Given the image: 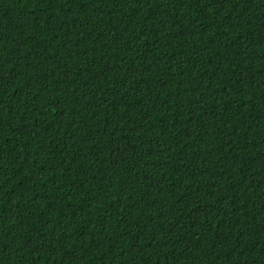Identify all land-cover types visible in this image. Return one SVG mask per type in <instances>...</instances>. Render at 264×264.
<instances>
[{
  "label": "trees",
  "instance_id": "16d2710c",
  "mask_svg": "<svg viewBox=\"0 0 264 264\" xmlns=\"http://www.w3.org/2000/svg\"><path fill=\"white\" fill-rule=\"evenodd\" d=\"M0 264H264V0H0Z\"/></svg>",
  "mask_w": 264,
  "mask_h": 264
}]
</instances>
